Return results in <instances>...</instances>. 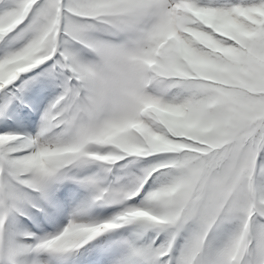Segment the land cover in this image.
Wrapping results in <instances>:
<instances>
[{"label": "snow or ice", "instance_id": "1", "mask_svg": "<svg viewBox=\"0 0 264 264\" xmlns=\"http://www.w3.org/2000/svg\"><path fill=\"white\" fill-rule=\"evenodd\" d=\"M0 264H264V0H0Z\"/></svg>", "mask_w": 264, "mask_h": 264}]
</instances>
